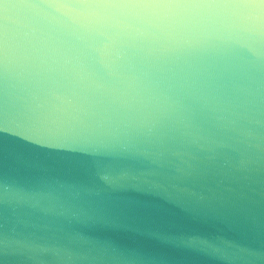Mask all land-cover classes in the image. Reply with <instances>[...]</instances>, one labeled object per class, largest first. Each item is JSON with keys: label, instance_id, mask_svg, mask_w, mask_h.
I'll return each instance as SVG.
<instances>
[{"label": "clouds", "instance_id": "obj_1", "mask_svg": "<svg viewBox=\"0 0 264 264\" xmlns=\"http://www.w3.org/2000/svg\"><path fill=\"white\" fill-rule=\"evenodd\" d=\"M0 129L59 145L69 170L0 163V264H94L71 232L133 231L185 264H264L248 228L185 214L114 219L101 193L155 196L144 173L231 149L261 215L264 0H0ZM113 251L120 246L112 245Z\"/></svg>", "mask_w": 264, "mask_h": 264}, {"label": "water", "instance_id": "obj_2", "mask_svg": "<svg viewBox=\"0 0 264 264\" xmlns=\"http://www.w3.org/2000/svg\"><path fill=\"white\" fill-rule=\"evenodd\" d=\"M0 163L31 170H69L77 161L59 145L32 138L22 141L12 130L0 129ZM190 163L191 167L177 158L165 174L146 169V186L158 195L127 198L101 193V199L114 219L134 221V227L167 226L178 216L200 214L235 221L238 227L251 229L254 236L264 238V220L253 216L243 195L248 184L245 158L237 151L218 148L201 153L197 161ZM258 180L254 186L264 191V170ZM260 211L264 215V200ZM68 240L81 249H91L94 264H185L170 246L146 241L133 231L71 232ZM112 245L122 250L113 251ZM254 251L264 257V244L258 242Z\"/></svg>", "mask_w": 264, "mask_h": 264}]
</instances>
